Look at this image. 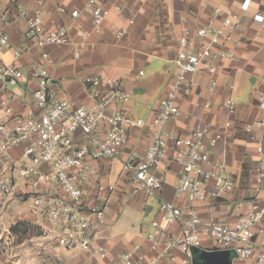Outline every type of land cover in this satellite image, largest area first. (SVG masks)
Wrapping results in <instances>:
<instances>
[{
  "label": "built area",
  "instance_id": "obj_1",
  "mask_svg": "<svg viewBox=\"0 0 264 264\" xmlns=\"http://www.w3.org/2000/svg\"><path fill=\"white\" fill-rule=\"evenodd\" d=\"M251 1L241 0L240 10L247 11ZM58 10L64 12L65 8L59 5ZM85 10L91 15L92 29L100 33L106 12L99 0H87ZM19 12L26 20L25 38L29 44L42 48L69 42L71 24H57L44 31L39 8ZM219 13L220 9L215 8L212 15ZM77 16V9L70 11L72 20ZM253 20L264 29L263 14H254ZM9 21L6 14H0V24ZM239 28L238 13L227 10L218 23L211 19L184 30L177 40L172 80L150 119L133 115V94L122 79L87 76L84 86L88 102L73 106L59 98L54 78L44 63L33 62L25 72L2 59L1 53L9 48V36L0 28V195L26 205L40 227L39 245L52 244L69 252H95L105 258L107 248L99 242L111 201L123 182L128 187L127 195L143 192L155 198L158 216L149 221L141 239L120 250L112 264H192L191 249L202 248L204 235L212 240V249L231 252V264H264V241L254 239L257 233H264V229H257L264 218V200L255 195L228 204L226 209L233 212V222L217 220L210 208L203 217L195 205L234 189L230 177L233 170L223 159L211 158L222 133L207 122L197 123L185 135L166 127L180 111L178 99L191 91L199 76L207 74L206 89L209 93L215 91L218 81L214 74L219 61L235 59L234 52L225 46L240 44L234 40ZM121 34L118 32V36ZM84 46L83 41L77 44L75 57ZM25 52L26 48L11 54L17 59ZM27 77L36 82L31 91L24 86ZM10 85L30 93L32 105L28 109L18 111L14 106L19 91ZM211 104L206 101L202 108L206 110ZM222 106L228 116L222 127L228 129L235 102L227 97ZM259 108L264 110V95ZM255 125L261 131L251 138L257 143L258 154L263 155L264 121L257 120ZM135 128L146 129L150 141L142 152L125 151ZM100 160L120 164L117 181L103 179ZM172 164L178 166L174 196L186 202L183 206L160 196ZM256 172L258 193L264 188V167L257 166Z\"/></svg>",
  "mask_w": 264,
  "mask_h": 264
},
{
  "label": "crops",
  "instance_id": "obj_2",
  "mask_svg": "<svg viewBox=\"0 0 264 264\" xmlns=\"http://www.w3.org/2000/svg\"><path fill=\"white\" fill-rule=\"evenodd\" d=\"M86 1L0 0V14H6L10 20L7 24H0V28L9 36V48L1 53L2 59L14 63L25 72L33 62L44 63L54 78L58 97L73 106L89 101L84 86L85 77L122 79L132 91V108L139 107L135 115L146 119L152 117L172 80L177 40L184 30L204 25L211 19L218 23L227 10L238 13L240 28L234 34V40H239L240 44L228 43L225 46V49L234 52L235 59L219 61V69L214 74L218 81L215 91L209 93L206 89L207 74L199 76L191 91L178 99L180 111L166 127L177 135H185L197 123L207 122L223 135L212 148L211 158L223 159L233 170L230 177L234 189L215 199L196 202L201 216L205 217L210 208L217 220L233 222L235 217L233 212L226 209L228 204L255 195L264 200V188L255 192L256 167H264V154H258L257 143L251 138V135L261 131L255 122L264 121V110L259 108L260 97L264 95V29L253 20L256 13L264 15V0H252L247 11L240 10L241 0H99L100 7L106 12L100 33L92 29L91 15L85 10ZM59 5L65 8L64 12L58 10ZM115 6H123L124 9L118 10ZM37 8L41 10V28L44 31L53 29L57 24L72 25L68 30L67 44L42 48L29 44L25 38L26 20L19 9ZM215 8H219L220 13L213 16ZM74 9L78 10V16L72 20L70 11ZM118 32L122 34L118 36ZM81 41L85 46L79 49V57H75L77 44ZM25 48L26 52L21 57L16 59L12 56V51ZM140 70L143 71L142 75L137 74ZM127 76L132 79L127 80ZM24 86L31 91L36 88V82L27 77ZM10 87L19 91L14 101L18 111L28 109L32 105L30 93L19 86ZM227 97L234 100L235 113L231 117V126L225 129L222 126L228 116L222 101ZM206 101L212 104L205 110L202 105ZM149 141L146 129L135 128L131 130L125 151L142 152ZM98 164L103 170V179L118 180V162L100 160ZM177 169L178 166L172 164L160 196L183 206L186 202L174 196ZM127 191V185L119 183L107 213L103 239L99 242L107 248L105 258H100L95 252H69L49 244L45 252L49 258L44 264H112L124 246L141 239L148 221L139 223V219L142 212L152 211L151 201L154 198L143 192L127 195ZM154 216H158L157 211ZM259 228L264 229V218L257 226ZM254 239L263 242L264 233H257ZM202 242L201 249L212 250V240L208 236L204 235ZM36 262L38 259L22 255L16 248H12L10 254L9 251L0 252V264Z\"/></svg>",
  "mask_w": 264,
  "mask_h": 264
},
{
  "label": "rangeland",
  "instance_id": "obj_3",
  "mask_svg": "<svg viewBox=\"0 0 264 264\" xmlns=\"http://www.w3.org/2000/svg\"><path fill=\"white\" fill-rule=\"evenodd\" d=\"M138 110L139 107L137 106L135 109L133 108L134 116ZM151 202L152 211L149 213L142 212L139 223L142 221L149 223L157 211V200L154 198ZM40 235V227L32 218L26 205L12 199L7 200L0 195V252L2 250L4 252L9 251L10 254L12 248H16L17 252L22 253V255L25 254V256L38 259L36 264H44L45 260L49 258L48 253H45L49 244L39 245Z\"/></svg>",
  "mask_w": 264,
  "mask_h": 264
},
{
  "label": "water",
  "instance_id": "obj_4",
  "mask_svg": "<svg viewBox=\"0 0 264 264\" xmlns=\"http://www.w3.org/2000/svg\"><path fill=\"white\" fill-rule=\"evenodd\" d=\"M192 264H231L232 254L229 250H203L193 247Z\"/></svg>",
  "mask_w": 264,
  "mask_h": 264
}]
</instances>
